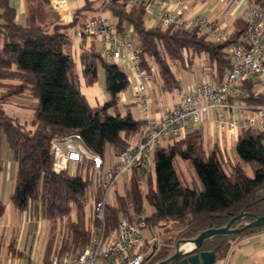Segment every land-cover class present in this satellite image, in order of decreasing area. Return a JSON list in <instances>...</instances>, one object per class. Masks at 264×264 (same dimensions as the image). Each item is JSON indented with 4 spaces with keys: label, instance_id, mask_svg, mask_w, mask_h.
Here are the masks:
<instances>
[{
    "label": "trees",
    "instance_id": "trees-1",
    "mask_svg": "<svg viewBox=\"0 0 264 264\" xmlns=\"http://www.w3.org/2000/svg\"><path fill=\"white\" fill-rule=\"evenodd\" d=\"M81 1L85 2L84 7L71 22L64 23L48 0H36L29 6L22 25L10 0H0V173L6 170L2 156L5 139L14 153V187L10 196L14 209L20 214L40 213L49 223L44 264L57 254L79 253L88 244L97 223L92 213L87 216V209L101 197L92 176L86 178L83 168L73 175L55 172L53 143L79 135L81 145L89 153L105 160L109 150L112 158H118L147 128V123L132 113H117L121 94L130 84L129 76L104 57L96 36L84 37L76 53L68 51L71 30L79 29L90 15L101 11L116 19L115 28L122 34L132 27L136 45L142 49V66L147 70L155 68L151 75L157 80L161 95L181 91L180 74L190 70L200 56H207L208 68L223 79L232 68L230 48L247 44L243 18L232 22L227 39L218 40L201 27L175 29L160 23L148 27L145 7L130 4V0H110L108 4L100 0L96 7L88 0ZM256 5L264 12V0H256ZM77 62L82 68V81L75 74ZM100 68L105 73L110 100L92 106L81 85H96ZM248 87L252 90V85ZM244 102L264 105V93L252 91ZM11 104L32 111L33 131H27L9 114L7 106ZM233 150L252 175L239 161L231 162L218 145L207 151L202 127L189 132L185 140L156 149L155 179L149 172L147 182L140 186L144 173L132 171L125 193L107 206V229L116 228L122 218L132 220L136 214H144L147 201L154 212L145 217L146 228L161 231L162 242L145 264H159L176 254L178 242H192L205 231L225 228L242 214L230 229H243L263 217L264 132L242 130ZM177 156L192 162L202 189L188 187L182 181L175 166ZM6 211L0 195V223ZM262 234L264 226L213 236L205 240L201 251L216 252L218 260H224L235 245Z\"/></svg>",
    "mask_w": 264,
    "mask_h": 264
},
{
    "label": "built area",
    "instance_id": "built-area-1",
    "mask_svg": "<svg viewBox=\"0 0 264 264\" xmlns=\"http://www.w3.org/2000/svg\"><path fill=\"white\" fill-rule=\"evenodd\" d=\"M48 1L54 10H62L68 5V0ZM103 1L105 4L110 2ZM169 1L130 0V4L144 6L146 12L156 10V20L163 27H201L218 40L229 37V32L219 24V17L224 20H230L232 16L243 18L247 26V44L230 48L232 68L227 70L223 79L204 68L198 85L187 89L184 77L180 76L183 89L178 92L177 105L166 108L155 118V100L150 90L155 80L151 73H155V68L151 66L147 70L142 66L141 47L128 34L117 30L104 11L90 17L76 31L71 38L75 47L84 37L96 36L100 38L101 52L108 61L118 66L125 63L131 66L136 84L135 105L142 113L147 128L139 144L133 147L131 142L109 169H106L103 157L85 150L79 135L53 143L55 172L67 171L71 164L75 172L83 168L88 176L94 178L101 197L93 201L92 214L97 225L88 244L79 253L54 255L49 264H145L159 250L160 243L154 233L149 238L144 236V214H136L132 220L122 218L113 230H108L106 226L109 196L119 180L128 172H143L156 149L185 140L189 132L204 122H214L218 132L228 139L238 138L240 132L246 129L264 132V105L254 106L244 102L252 91L255 94L264 93V12L256 5V0H218L212 8L216 16L213 21L199 15L185 19L189 8L182 0L175 2L178 14L174 15ZM249 85H252V90ZM147 180L148 173L142 174L140 186L145 185Z\"/></svg>",
    "mask_w": 264,
    "mask_h": 264
},
{
    "label": "rangeland",
    "instance_id": "rangeland-1",
    "mask_svg": "<svg viewBox=\"0 0 264 264\" xmlns=\"http://www.w3.org/2000/svg\"><path fill=\"white\" fill-rule=\"evenodd\" d=\"M29 2L35 4L36 0H28ZM217 0H207L205 2H195L191 0V12L193 10H197L195 7L196 4L201 5L200 9L194 12L193 15H199L201 17H206L210 21L216 19V16L212 13V8ZM199 8V7H198ZM108 18L111 21L113 26H116V19L111 15L107 14ZM149 17V16H148ZM147 17V18H148ZM27 15L23 12L20 15V23L25 25ZM218 18V17H217ZM219 24L225 28L228 32L231 31L232 20H224V18H218ZM77 28H74L72 31H75ZM215 39V37L213 36ZM135 44L136 38L131 39ZM97 47L101 48L100 38H96ZM68 51L74 54L72 47L67 48ZM207 62V64H205ZM210 63L208 62L207 56L197 57L192 68L187 70L185 73L180 74L188 78L191 86L193 84H198L201 81V77L203 76V66H206L205 69L208 68ZM120 68L123 72H125L129 76L130 84L128 89L125 91V95L127 101L129 102L128 106L125 105L123 101H121L119 105V110L117 113H121L122 115H126L128 112L132 113L136 119H143L142 113L138 110L137 106L134 104L135 98L133 95L135 80L134 74L131 66L128 65H120ZM176 70V69H175ZM193 70V71H192ZM75 74L78 80L82 81V68L80 64L77 62V66L75 69ZM99 81L96 85L90 87L85 85L82 82L81 89L83 93L87 96L90 104L92 106H97L105 103V97L107 101L110 100V95L106 91L105 87V73L102 68L99 70ZM153 94V92H152ZM153 96L156 99L158 105H160L164 99L165 102H172L173 100L179 101L178 93L170 94V95H161L159 91H156ZM163 96V97H162ZM7 111L9 114L14 116L18 121L26 126L27 131H33L34 128L31 125L33 113L30 109L24 108L18 104H11L7 106ZM156 114L154 113V116ZM203 131H204V147L208 151L212 149L215 145H218L229 158L230 161L235 163L234 160L239 161L243 166L246 167L248 172L252 175V172L246 164L240 161L234 154V147L237 142V137L233 139H228L225 136L221 135L214 122L208 121L202 123ZM141 140V136H137L132 141V146L135 147L139 144ZM3 160L5 167L7 168L9 161H14V153L7 145L5 139H3V152H2ZM106 160V169H109L111 164L117 162V158H112L111 153L107 150L105 155ZM155 162H154V154L151 155V159L149 165L143 170L144 173H152L153 178L155 179ZM176 170L182 179V181L188 187H198L200 189L203 188L202 182L192 164L191 161L184 160L180 156H177L175 159ZM15 170V167H14ZM67 172L69 174H75L74 165L71 164L68 167ZM7 171L0 173V195L3 197V200L7 206L6 214L2 220V224L0 226V264H44V254L45 248L49 235V223L42 218L40 213H24L20 214L15 211L11 201V191L14 187V173L13 179L10 182L6 181ZM84 176L87 178L88 173L83 172ZM132 172L126 173L118 182L114 191L110 194L108 203L115 204L118 195H123L125 193L126 188L129 186L130 178ZM94 182V188H96V183L94 178L92 177ZM92 206L90 205L87 209V216L90 217L92 213ZM144 217H149L154 212V209L149 205L147 201L144 202ZM73 219L76 218V214H72ZM59 226L61 223L59 222ZM157 236L159 243L162 242V233L159 230H152L150 228H146L144 230V236L146 238L151 237L152 234ZM230 256V255H229ZM228 256V257H229ZM245 257L241 256L239 253L231 255L228 260L222 259V264H242L244 262Z\"/></svg>",
    "mask_w": 264,
    "mask_h": 264
},
{
    "label": "crops",
    "instance_id": "crops-1",
    "mask_svg": "<svg viewBox=\"0 0 264 264\" xmlns=\"http://www.w3.org/2000/svg\"><path fill=\"white\" fill-rule=\"evenodd\" d=\"M88 1L90 3H93L94 6L96 7V5H98L100 0H88ZM176 1L177 0H170L169 1L170 2L169 3V8L173 12L174 15L178 14V8H177V6H175V2ZM182 1H183V4L189 8L188 12L186 13L185 19L191 18V16L194 14V12H198L197 10L201 8L200 7L201 5L196 4L195 7L197 8V10L194 9L193 12H191V0H182ZM10 4L17 12V20H18L19 23H20V15L23 12L27 15L28 14V10H29V6L32 7L34 5L33 3L29 2L28 0H10ZM84 5H85V2L81 1V0H68V5H67L66 8H64L62 10H54L53 8L52 9L58 14V16L60 17V20L62 22L69 23V22H71L73 20V17L75 15V13L79 9L83 8ZM99 13L95 12L93 15H90L87 18V20L90 17L96 16ZM155 13H156V10H151V11L147 12V17L149 16L147 18L148 27H153V26L158 25L159 22H157V20H156ZM198 14H199V12H198ZM230 19L233 22L234 21L233 19H235V17L232 16V18H230ZM77 30H78V28L75 31H72L71 34L74 36V34H75V32ZM127 34L129 35L130 39L135 38V32H134V29L132 27H128ZM71 47H72L74 53H76V51L78 50V47H75L73 44H71ZM124 65H128V63H125ZM202 68H204V66ZM184 85H186L187 89H191V87H194V86H196L198 84H193L191 86V84L188 81V78L186 76V77H184ZM135 87L136 86H134V89H133L134 90V92H133L134 98H135ZM150 90H151V94H152V92L154 94L156 91H158L157 80H154V83L152 84ZM153 94H152V96H153ZM121 101H123L125 103V105L128 106L129 102L127 101L125 92H123L121 94ZM106 102H107V99L105 97V103ZM177 103H178V101L175 102L174 100L172 102H165L164 99H163V101H162V103L160 105H158L157 102H155V106L153 107V114L154 113L156 114L155 118L158 117L160 115V113L162 111H164L166 108L176 106ZM134 104H135V102H134ZM101 105H103V104H101ZM97 106H99V105H97ZM201 126H202V124H201ZM14 167H15V164H14L13 160L9 161L8 166H7L6 170H5V171H7L6 181H8V182H10V180L13 179V173L15 171ZM12 191H13V189H12ZM1 224H2V221L0 223V226H1ZM236 253H239L241 256L245 257L246 260H244V262L242 264H264V234L259 235V236H255V237H251V238H248V239H245V240L241 241L240 243H238L237 245H235L233 247V249L229 253V255L231 256V255H234ZM228 256H227V260L230 257V256L229 257ZM217 264H222V260H218Z\"/></svg>",
    "mask_w": 264,
    "mask_h": 264
},
{
    "label": "water",
    "instance_id": "water-1",
    "mask_svg": "<svg viewBox=\"0 0 264 264\" xmlns=\"http://www.w3.org/2000/svg\"><path fill=\"white\" fill-rule=\"evenodd\" d=\"M243 214L237 217L240 219ZM232 220L229 226L221 229H210L203 232L196 240L192 242H178L177 251L174 256L165 262L159 264H169L175 260H180L179 264H217L218 257L216 252H204L201 251V247L206 239L213 236L233 235L242 232L247 228L261 227L264 226V216L257 218L254 222L249 224L243 229H230L231 224L236 220Z\"/></svg>",
    "mask_w": 264,
    "mask_h": 264
}]
</instances>
